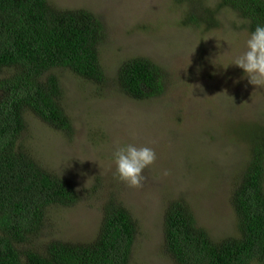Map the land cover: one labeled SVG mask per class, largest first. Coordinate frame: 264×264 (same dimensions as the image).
<instances>
[{"label":"rangeland","instance_id":"1","mask_svg":"<svg viewBox=\"0 0 264 264\" xmlns=\"http://www.w3.org/2000/svg\"><path fill=\"white\" fill-rule=\"evenodd\" d=\"M48 1L58 8L88 9L101 20L107 79L100 90L61 70L71 136L26 116L21 143L81 193L74 206L50 208L44 240H91L107 193L106 199L117 194L138 221L131 264H174L162 252L169 199H184L213 239L235 233L230 194L248 162L251 139L264 127V86L250 84L241 68L229 65L250 35L242 19L224 9L219 26L205 29L181 23L188 1ZM202 2L213 7L217 0ZM135 55L163 68L168 79L163 95L139 101L117 88L120 62ZM128 143L156 152L140 187L114 175L113 153Z\"/></svg>","mask_w":264,"mask_h":264},{"label":"trees","instance_id":"2","mask_svg":"<svg viewBox=\"0 0 264 264\" xmlns=\"http://www.w3.org/2000/svg\"><path fill=\"white\" fill-rule=\"evenodd\" d=\"M182 1L190 4L183 7L185 26L217 27L224 9L242 19L249 33L264 25V0H217L213 7ZM105 37L103 23L88 9L0 0V264H131L138 221L117 194L107 199L106 194L91 240H44L50 208L74 206L81 193L37 162L20 141L27 114L71 136L61 70L101 90L107 79L100 58ZM116 78L122 94L139 101L163 95L168 83L163 68L144 55L123 59ZM249 146L248 162L230 194L235 233L213 239L184 199H169L162 252L174 264L264 262V127Z\"/></svg>","mask_w":264,"mask_h":264},{"label":"clouds","instance_id":"3","mask_svg":"<svg viewBox=\"0 0 264 264\" xmlns=\"http://www.w3.org/2000/svg\"><path fill=\"white\" fill-rule=\"evenodd\" d=\"M229 65L241 68L250 84L264 86V25H257L251 31L245 50ZM113 160L116 166L114 175L130 187H140L144 180L143 170L155 162L156 152L148 146L128 143L117 146Z\"/></svg>","mask_w":264,"mask_h":264}]
</instances>
